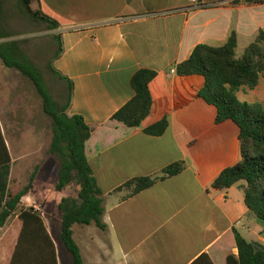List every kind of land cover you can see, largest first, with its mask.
I'll list each match as a JSON object with an SVG mask.
<instances>
[{
	"label": "crops",
	"instance_id": "1",
	"mask_svg": "<svg viewBox=\"0 0 264 264\" xmlns=\"http://www.w3.org/2000/svg\"><path fill=\"white\" fill-rule=\"evenodd\" d=\"M42 1L69 23L54 30L63 49L53 67L73 86L67 114L83 117L91 128L85 153L102 192L105 228L72 229L84 264H193L203 255L213 264H227L229 254L237 255L234 229L264 246V228L247 208L240 186H212L241 160L239 127L231 120L216 122V107L199 96L203 76L176 74V66L198 45L221 47L232 31L241 57L264 31V4L200 0V7L190 10V0ZM142 69L157 73L150 83L153 105L140 127L129 128L112 118L134 97L131 79ZM163 119L169 122L164 134L146 133ZM1 121L0 163L6 147L12 192L16 159ZM28 157L23 152L20 159L27 162ZM176 162L186 163L180 174L134 196L118 191L134 179L161 175ZM57 174L50 176L57 179ZM52 189H43V195L58 207L69 196ZM33 194L22 204L42 212L56 264H73L61 243V212L44 214ZM22 227L16 212L0 228V264H12Z\"/></svg>",
	"mask_w": 264,
	"mask_h": 264
},
{
	"label": "trees",
	"instance_id": "2",
	"mask_svg": "<svg viewBox=\"0 0 264 264\" xmlns=\"http://www.w3.org/2000/svg\"><path fill=\"white\" fill-rule=\"evenodd\" d=\"M23 14L36 23H43L51 31L64 28L69 23L53 13L42 0H18ZM239 1V0H238ZM247 4H264V0H240ZM37 3L38 8L32 9ZM4 8L0 2V40L11 37L3 25ZM59 42L54 60L63 49ZM238 38L232 31L221 47L207 44L198 45L191 56L176 66L178 76L200 75L205 79L199 96L217 109L216 122L233 121L240 129L239 141L241 160L233 167L225 169L214 181L213 188L226 190L239 185L245 195L247 208L264 222V104L241 101L239 92L243 88L254 90L264 81V31H260L241 57L236 51ZM0 61L8 68L19 72L32 82L40 95L44 113L52 125L50 154L58 162V174L54 185L56 192H64L71 184L77 186L76 197H65L58 205L61 212L60 238L65 250L72 257L73 264H84L81 250L74 240L73 227L97 225L104 229L102 192L98 187L92 168L86 157V142L91 137V128L81 116H69L72 83L51 65V72L60 80L67 82L68 92L65 103L57 102L50 93L44 76L38 66L23 50L18 41L0 43ZM157 73L149 69L139 70L131 79L134 97L115 115L112 120L129 128H138L151 112L153 99L150 83ZM169 122L163 119L146 130L152 136H161ZM5 149V161L0 163V228L19 213L23 227L15 249L12 264H56L55 246L42 218V212L30 207L21 208V202L33 187L37 171L31 176L29 184L17 194L10 192V156ZM186 169L185 162H176L161 175L138 178L127 182L118 191L128 190L134 196L156 182L176 176ZM237 255L229 254L227 264H264V246L252 243L234 229ZM193 264H213L203 255Z\"/></svg>",
	"mask_w": 264,
	"mask_h": 264
},
{
	"label": "rangeland",
	"instance_id": "3",
	"mask_svg": "<svg viewBox=\"0 0 264 264\" xmlns=\"http://www.w3.org/2000/svg\"><path fill=\"white\" fill-rule=\"evenodd\" d=\"M0 2L3 3L4 8L3 25L11 35L8 39L0 40V43L20 42L23 50L42 72L54 99L61 104L65 103L67 84L57 78L50 69L59 46V42L54 38L57 32L49 30L43 23H36L26 17L19 8L18 0H0ZM32 9H37L36 3L32 4ZM240 55L241 51H238V56ZM238 95L241 101L264 104V81L254 90L243 88ZM0 110L2 114L0 120L6 128L16 159L10 182L12 194L15 195L24 189L29 184L31 176L37 171L39 180L35 189L33 182L30 191L34 193V204L43 206V213L46 215L51 212L48 209L56 212L58 208L55 202H49V198L45 197L42 191L43 189L47 191L50 187L54 190L56 179L50 175L56 176L59 166L57 160L50 154L53 137L51 120L44 113L42 99L32 82L19 72L6 68L1 61ZM6 110L7 116L4 115ZM23 152H29L27 162L20 159ZM43 177L47 179L40 181ZM64 192L68 196L76 197L77 186L71 184ZM20 207L25 208V205L21 202ZM258 222L264 228V222L260 220Z\"/></svg>",
	"mask_w": 264,
	"mask_h": 264
},
{
	"label": "built area",
	"instance_id": "4",
	"mask_svg": "<svg viewBox=\"0 0 264 264\" xmlns=\"http://www.w3.org/2000/svg\"><path fill=\"white\" fill-rule=\"evenodd\" d=\"M192 3L191 7L189 8L190 10H195L200 7V0H190Z\"/></svg>",
	"mask_w": 264,
	"mask_h": 264
}]
</instances>
